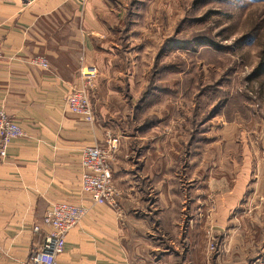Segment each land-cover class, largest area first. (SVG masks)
Returning <instances> with one entry per match:
<instances>
[{
	"label": "crops",
	"instance_id": "crops-1",
	"mask_svg": "<svg viewBox=\"0 0 264 264\" xmlns=\"http://www.w3.org/2000/svg\"><path fill=\"white\" fill-rule=\"evenodd\" d=\"M121 26V16L102 0H0V112L25 133L24 138L11 143L7 158L0 160V264H28L31 251L41 246L48 233L44 215L60 204L90 210L68 234L57 264H250L248 247L239 233L244 228L238 225L240 218H250L253 213L242 215L239 210L255 202L245 197L248 169L235 168L234 183L228 176L219 183L211 180L210 193H219L215 192L209 207L210 195L207 199L201 196V181L195 178L200 173L195 155L179 177L175 167L181 171L180 164L171 169L168 151L160 150L155 156L160 164L155 166L151 158L157 152L146 145L153 138L151 130L135 127L129 107H121L122 93L135 92L131 72L122 74V43L117 37ZM37 59L47 60L49 70L36 66ZM84 71L95 88L93 123L73 114L66 104L67 95L80 86ZM125 79L128 82L122 89ZM128 118L134 129L119 138L111 170L123 195L119 200L122 211L93 207L81 190V154L92 145L105 146L108 133L119 137L116 125ZM136 142H142L144 149ZM176 154L180 159L179 150ZM183 176L192 177L188 190L178 186V178ZM150 189L160 193L155 204L160 205L156 210L160 213L147 208ZM258 199L261 208L255 218L264 223V196ZM202 205L208 211V243L224 229L219 236L225 239L224 251L211 256L212 260L201 226L198 241L186 247L187 238H194L195 210ZM154 220L189 221L191 230L188 236L178 238V249L171 250L166 237L152 228ZM37 226L41 232L34 234ZM153 241L164 247L153 249ZM262 245L254 264H264V242Z\"/></svg>",
	"mask_w": 264,
	"mask_h": 264
},
{
	"label": "rangeland",
	"instance_id": "rangeland-1",
	"mask_svg": "<svg viewBox=\"0 0 264 264\" xmlns=\"http://www.w3.org/2000/svg\"><path fill=\"white\" fill-rule=\"evenodd\" d=\"M102 2L122 19L117 36L122 43L121 69L123 75L124 70L131 72L135 92L122 93L121 107L125 109V104L129 107L135 127L151 130L153 138L146 145L157 152L151 158L155 166L160 164V159L155 157L160 155V150L168 151L169 165L173 167L170 168L180 164L181 171L175 167V175L179 177V172L185 174V169H189L195 155V167H200L195 178L201 181V196L207 199L210 195L209 207L213 206L215 192L219 193L218 190L210 193L211 180L219 183L228 176L234 183L235 168L248 169L249 190L245 197L255 202L239 210L242 215L253 213L250 218H240L238 225H243L244 230L238 228V231L248 247L249 263L254 264L264 242V223L256 221L255 216L261 208L256 203L258 197L264 196V0ZM127 82L128 79L121 82L122 89ZM75 88H81V84ZM94 90L92 84L88 91L92 108ZM116 128L120 138L132 132L134 126L128 118ZM136 143L141 147L142 142ZM139 158L138 155L134 160L137 164ZM141 161L142 158L140 164ZM190 179L189 176L178 178V186L188 190ZM159 194L157 190H149L147 208L153 213H160L156 211L160 205H155ZM205 209L202 205L195 210L194 238H187L186 247L196 243L204 229L207 253L212 260L224 251L225 239L219 237L224 229L208 243L210 224ZM153 223L152 228L160 231V237H166L171 250L178 249V238L182 234L188 236L192 224L166 220ZM232 224H228L229 230ZM153 242V249L164 247ZM213 246L215 249L211 251Z\"/></svg>",
	"mask_w": 264,
	"mask_h": 264
},
{
	"label": "built area",
	"instance_id": "built-area-1",
	"mask_svg": "<svg viewBox=\"0 0 264 264\" xmlns=\"http://www.w3.org/2000/svg\"><path fill=\"white\" fill-rule=\"evenodd\" d=\"M2 50L0 47V58ZM36 66L49 70V63L43 59L34 61ZM92 88L89 77H82L81 88H74L66 97L70 111L94 122V113L88 91ZM25 137L23 129L6 113L0 112V160L7 158L8 149L13 141ZM119 138L107 134L105 146L92 145L81 154V190L88 196L91 206H108L119 211L121 192L117 189L111 171V161L119 146ZM90 207L60 204L43 217V225L48 233L40 247L31 251L28 264H57L64 253L68 234L86 218ZM34 234L41 232L34 227ZM214 246L211 248L213 251Z\"/></svg>",
	"mask_w": 264,
	"mask_h": 264
}]
</instances>
